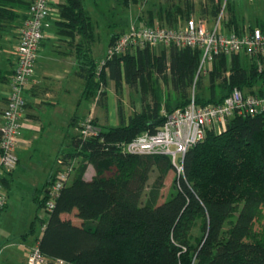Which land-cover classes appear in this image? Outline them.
<instances>
[{
  "label": "trees",
  "instance_id": "16d2710c",
  "mask_svg": "<svg viewBox=\"0 0 264 264\" xmlns=\"http://www.w3.org/2000/svg\"><path fill=\"white\" fill-rule=\"evenodd\" d=\"M116 4L125 9L129 0H116ZM29 6L28 0H0L1 27L3 21L17 20L21 27L26 14L16 10ZM218 8L214 0H200L199 4L166 0L156 13L148 11L142 25H155L158 20L161 25L176 27L179 18L193 15L214 19ZM231 10L227 27L236 32L232 5ZM61 11L66 19L63 26L70 33L77 30L88 36L93 30L83 0H65ZM257 26L264 30V21ZM124 31L114 32L109 45ZM201 58L200 48L174 44L160 52L147 45L101 63L84 56L81 71L87 90L93 94L99 88L101 104L108 70L118 87L124 79L131 89H140L142 111L135 112L128 123L121 119L116 127L99 126L98 134L91 138L71 136L70 149L59 154L65 164L81 157L71 180L60 189L52 209L47 208V190L56 170L35 199L38 209L48 215L37 244L43 255L72 264H264V239L261 232L254 231L264 209V111L235 114L220 132L210 130L204 141L186 152L184 171L175 177L166 197L162 189L175 169L171 159L122 150V144L146 131L155 132L164 123L159 82L164 81L179 95L175 106L167 104L169 112L191 102V89L200 90L204 84L198 76ZM212 63L211 97L196 94L198 104L222 103L234 87L264 97L262 59L218 54ZM217 82L225 91L219 97L215 94ZM119 114L122 118L121 106ZM72 123L78 124L77 120ZM89 166L94 169L90 179L86 178ZM195 228L202 234L193 242Z\"/></svg>",
  "mask_w": 264,
  "mask_h": 264
},
{
  "label": "crops",
  "instance_id": "0c3cea01",
  "mask_svg": "<svg viewBox=\"0 0 264 264\" xmlns=\"http://www.w3.org/2000/svg\"><path fill=\"white\" fill-rule=\"evenodd\" d=\"M108 1L94 0L95 18L84 6L91 16L93 26L91 33L86 36L77 30L70 33L69 29L64 28L66 19L62 16L61 6L65 4V0H53L54 13L46 22L35 76L25 90L27 106L17 147L19 162L13 173L4 174L1 178L2 191L7 195L6 207L0 211L1 264H27L30 250L38 244L44 226L42 234L36 237L37 220L39 217L42 221L45 218L39 216L35 199L58 168L59 154L70 149V138L74 135L72 130L77 126L72 122L92 116L100 127H116L121 124V119L128 123L135 112L142 111L140 89H131L124 79L118 87L106 70V95L101 104L100 89H95L93 94L87 90L89 87L81 71L86 54L99 63L95 59V50L102 23L106 25L108 22L112 29L121 30L132 24L142 25L151 9L147 6V0H129V6L125 9L118 6L116 0H112L113 4ZM214 1L222 4L223 0ZM197 2L198 0H194L195 4ZM135 6L137 8L134 10ZM16 11L23 15L27 13V9ZM106 15L110 18H106ZM236 15L238 29L246 24L257 26L264 21L263 17L252 22L247 13L242 17L238 13ZM228 22L229 20L226 21L227 29ZM114 23L118 25L113 27ZM20 24V20H17L3 21L2 27L0 25V132L10 91V79L17 59ZM162 49V45L156 47L158 52ZM95 81L98 82L99 77ZM100 88H103L102 85ZM133 94L134 98L131 97ZM119 106L122 107V118Z\"/></svg>",
  "mask_w": 264,
  "mask_h": 264
},
{
  "label": "built area",
  "instance_id": "2783aa9c",
  "mask_svg": "<svg viewBox=\"0 0 264 264\" xmlns=\"http://www.w3.org/2000/svg\"><path fill=\"white\" fill-rule=\"evenodd\" d=\"M30 6L19 30L17 59L10 79V91L3 112V127L0 132V211L7 204V195L2 191L1 178L17 168L19 158L17 147L22 131V118L27 106L25 90L36 72L39 49L44 39L46 22L54 13L53 0H29ZM230 0H223L225 8ZM224 11V10H223ZM224 13L219 14L214 24L206 17L191 16L176 27L132 24L109 45L106 58L122 56L129 51L147 45L178 47H198L202 50L201 67L212 62L216 55L245 54L250 58H260L264 62V30L256 25L246 24L236 32L226 28ZM264 111V97L247 94L234 88L222 103L198 104L195 96L185 108L165 112V121L155 132L146 131L126 144L122 150L133 154H157L168 156L178 173L184 171L186 152L204 141L210 130L226 127L235 115H253ZM76 129L81 138L96 136L99 126L92 116L79 121ZM55 178L49 185L47 208L52 209L60 189L71 180L75 172V161L65 164L57 160ZM27 264H72L67 260L50 259L34 246L27 258Z\"/></svg>",
  "mask_w": 264,
  "mask_h": 264
},
{
  "label": "rangeland",
  "instance_id": "374dc122",
  "mask_svg": "<svg viewBox=\"0 0 264 264\" xmlns=\"http://www.w3.org/2000/svg\"><path fill=\"white\" fill-rule=\"evenodd\" d=\"M165 1L166 0H147V3H148L147 6H150V8L154 12H156L159 5L164 4ZM83 2H84V6L87 9V11L90 13L91 16H93V18H95L96 17V9H95V6L93 4L94 0H83ZM109 2L111 4H113L114 1L109 0L108 3ZM199 3H200V0H198L197 4H199ZM230 4L235 8L236 14L238 13V15H240V17H242L245 15V13H247L248 17L251 19L252 22H256L257 20L262 19L264 17V0H235L234 2H228L225 8L222 7V4L219 1V4H217L219 6L218 13L214 17V19H210V18L206 17L208 19L209 23L214 24L215 20L217 19L219 14H221L222 12L224 13L226 20H230L232 13H233V11L231 10ZM136 8H137V6L134 7V10ZM193 16L197 17L198 15H193ZM106 18H110V16L106 15ZM187 19H189V18H187V17L186 18H179L177 20V22H176L177 24H175V26L178 25L179 23H181V24L184 23ZM157 22L158 21H156L155 23L158 25H161L160 22H158V23ZM161 26H168V25H161ZM120 30H121V28L112 29V27L108 25V22L106 23V25H104L103 23L100 25L99 30H98L100 37H99L98 41L96 42V50H95V53H96L95 59H97L99 61V63L103 62L104 59L106 58L112 31L120 32ZM162 46H163V48H167L166 45H162ZM212 66H213V63L209 62V63H206L200 69V71L198 72V76L200 78H203V82H204L203 87L200 90H196L195 88H192L190 96H195L197 94L200 96L201 95L204 96L206 99H209L211 97V90H210L211 86H210V82H209V72H210ZM226 75H227V73H226ZM218 82H217L216 91H215V94L217 97L221 96L225 92L224 90H222L221 88L218 87ZM159 88H160L161 93H162L161 115H164V113L166 111L169 112V110H170L167 104L170 103L171 105L175 106L176 105V99L179 98V95L175 94L171 90V88L168 87L164 83V81L159 82ZM234 88H236V87H234ZM131 97L134 98L135 94L131 95ZM215 131L219 132V130H216V129H215ZM72 134H74V135L78 134L77 129H73ZM80 160H81V157H77V159H75L74 161L77 164ZM178 174L179 173L176 169L170 171V173L167 177L165 186L162 189L164 197H166L169 194L171 187H172V183H173L175 177L178 176ZM93 175H94V169L92 166H89L88 171H87V178L90 179L91 176H93ZM153 179H154V176H152L151 181ZM38 214H39V216H41V215L44 216L45 219H47V217H48L46 211L43 209L39 210ZM67 217H70V218L74 219L75 222H78V220L75 219L72 215H67ZM254 231L257 233L261 232L260 233L261 237L264 239V209H263V213L260 216V218L255 222ZM192 233L194 236L193 242H195V237L198 238L199 236H201L202 231H200L199 228H195ZM41 234H42V220L39 217L37 220L35 236L38 237ZM0 264H1V256H0Z\"/></svg>",
  "mask_w": 264,
  "mask_h": 264
}]
</instances>
